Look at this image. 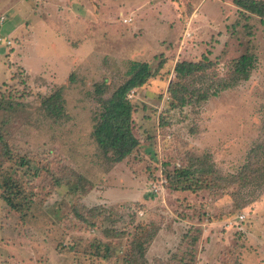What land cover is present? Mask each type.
Here are the masks:
<instances>
[{
	"label": "rangeland",
	"instance_id": "rangeland-1",
	"mask_svg": "<svg viewBox=\"0 0 264 264\" xmlns=\"http://www.w3.org/2000/svg\"><path fill=\"white\" fill-rule=\"evenodd\" d=\"M239 5L0 0V264H264V20ZM248 51L250 78L222 88ZM185 60L207 68L178 76ZM133 61L153 75L128 94L140 144L115 162L95 84L111 96ZM179 168L194 175L175 184Z\"/></svg>",
	"mask_w": 264,
	"mask_h": 264
},
{
	"label": "trees",
	"instance_id": "trees-1",
	"mask_svg": "<svg viewBox=\"0 0 264 264\" xmlns=\"http://www.w3.org/2000/svg\"><path fill=\"white\" fill-rule=\"evenodd\" d=\"M236 2L243 4L246 2L247 5H239L242 9L248 10L250 12L256 13L261 16L264 20V1L257 0H235ZM255 55L251 52H246L234 60L235 64V74L236 79L232 83H223L222 88H227L231 84H236L238 81L243 79H249L251 75V70L254 67ZM207 65L205 61H181L178 62L175 70L178 76H191L199 72L205 71ZM153 75L152 67L148 62H132V76L121 84L111 96L102 97L105 93V83H96V93L100 96L101 101V111L96 115V123L94 125L93 134L97 140L99 146L108 155L111 161H121L127 158L133 150L140 144L139 139L136 137L132 130V115L134 111L133 104L128 98V94L131 90L144 85V83ZM219 90H215L212 94H217ZM57 101L61 99V93L57 92ZM202 99H207L209 93L203 92L199 95ZM174 97L178 100L180 105H184L188 102L185 95ZM48 106L51 108V112L60 116L63 114V108L57 104L53 105L50 101L47 102ZM4 137L0 133V141H3ZM264 174V167L261 168ZM194 175L188 168H179L177 172L171 177L176 183L181 182L183 179L188 180L190 175ZM199 179L193 180L191 183H185L183 185L184 189H192L196 191L200 186ZM2 186H9L10 183L0 181ZM201 184V183H200ZM186 186V187H185ZM12 192L8 194L3 193V199L12 207L11 209L15 211H21L22 207L20 204L15 202V198L11 196ZM99 246V245H97ZM109 250V251H108ZM95 254L96 258L99 260H110L114 255L112 247L106 248V252ZM132 260V259H131Z\"/></svg>",
	"mask_w": 264,
	"mask_h": 264
},
{
	"label": "crops",
	"instance_id": "crops-1",
	"mask_svg": "<svg viewBox=\"0 0 264 264\" xmlns=\"http://www.w3.org/2000/svg\"><path fill=\"white\" fill-rule=\"evenodd\" d=\"M9 1H10V0H9ZM6 3H7V2H6ZM10 3H11V2H10ZM10 3H9V5H8V4H7V5H6V4L2 5V6H3V9L7 11L9 8H11V10L13 9V12H14V11L16 10V7H15V8H14V7L12 8V6H11ZM8 11H10V10H8ZM19 28H20L19 26H10V25H8V30H9V31L13 30V31L16 32ZM20 253H21V252H20ZM26 255H27V254H26ZM26 255H25V257H23L22 254H21V255L19 256V257H21V258H20V261H17V262H29L28 264H33V261H31L29 258H26ZM24 258H26V260L23 261ZM40 264H41V263H40Z\"/></svg>",
	"mask_w": 264,
	"mask_h": 264
}]
</instances>
